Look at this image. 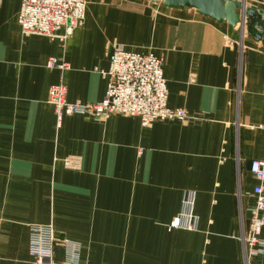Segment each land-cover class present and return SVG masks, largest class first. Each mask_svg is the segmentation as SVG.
I'll return each instance as SVG.
<instances>
[{
    "label": "crops",
    "instance_id": "0c3cea01",
    "mask_svg": "<svg viewBox=\"0 0 264 264\" xmlns=\"http://www.w3.org/2000/svg\"><path fill=\"white\" fill-rule=\"evenodd\" d=\"M238 1L256 10L250 29L164 0H87L84 24L62 42L25 35L21 0H0V264H31L33 223L79 243V264H245L240 211L247 225L251 162L264 159L255 25L264 0ZM119 44L165 58L168 105L188 120L66 114L59 123L50 88L64 83L71 102L102 100V71ZM51 57L70 68L48 67ZM182 211L196 216L195 229L169 228ZM65 250L57 240L58 264Z\"/></svg>",
    "mask_w": 264,
    "mask_h": 264
},
{
    "label": "built area",
    "instance_id": "2783aa9c",
    "mask_svg": "<svg viewBox=\"0 0 264 264\" xmlns=\"http://www.w3.org/2000/svg\"><path fill=\"white\" fill-rule=\"evenodd\" d=\"M87 0H21L18 23L25 35L40 34L57 38L65 42L74 30L85 22ZM234 46L236 42L228 39ZM241 46V54L243 43ZM109 68L102 71L109 78L104 98L98 102L69 101L68 89L64 83L53 85L48 101L54 105L59 123L63 115L79 114L105 119L113 114L137 116L144 126L156 121L189 119L184 108L168 105V86L164 74L165 58L154 51L140 52L126 49L123 45H114L108 53ZM51 68L69 69L70 64L57 57L49 58ZM264 129V125H256ZM65 163L77 166V159L67 157ZM251 172L258 183L253 189V202L248 205V224L241 207V241L246 264L251 259L264 257V159L251 162ZM193 204L194 199H187ZM186 227L196 228V216L186 212L173 219L170 229ZM57 240L65 245L66 263L79 264L81 245L70 239H58L52 223L30 225L31 264H58L54 247Z\"/></svg>",
    "mask_w": 264,
    "mask_h": 264
},
{
    "label": "water",
    "instance_id": "95a60500",
    "mask_svg": "<svg viewBox=\"0 0 264 264\" xmlns=\"http://www.w3.org/2000/svg\"><path fill=\"white\" fill-rule=\"evenodd\" d=\"M158 1V0H152ZM165 4L174 8L192 7L205 16L212 17L218 21H227L232 26L252 27V17L256 10L244 6L238 0H164ZM251 21V22H250ZM259 28L256 39L264 38V23H255Z\"/></svg>",
    "mask_w": 264,
    "mask_h": 264
},
{
    "label": "rangeland",
    "instance_id": "374dc122",
    "mask_svg": "<svg viewBox=\"0 0 264 264\" xmlns=\"http://www.w3.org/2000/svg\"><path fill=\"white\" fill-rule=\"evenodd\" d=\"M17 18H18V16H17ZM241 30H242V28H241ZM246 32H247V31L245 30V28H244V31H243V30L241 31L242 35H243L244 33L246 34ZM242 53H243V52H242ZM241 56H242V54H241ZM47 66H48V65H47ZM48 67H49V66H48ZM33 224H35V223H33ZM53 226H54V225H53ZM54 228H55V227H54ZM55 230H56V229H55ZM65 238H66V237H63V238H61V239L63 240V239H65ZM66 239H68V238H66ZM61 242H62V241H61ZM245 264H246V262H245Z\"/></svg>",
    "mask_w": 264,
    "mask_h": 264
}]
</instances>
